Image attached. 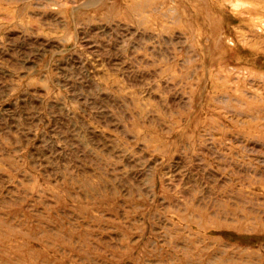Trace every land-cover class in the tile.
<instances>
[{"label":"rangeland","instance_id":"1","mask_svg":"<svg viewBox=\"0 0 264 264\" xmlns=\"http://www.w3.org/2000/svg\"><path fill=\"white\" fill-rule=\"evenodd\" d=\"M0 264H264V0H0Z\"/></svg>","mask_w":264,"mask_h":264}]
</instances>
